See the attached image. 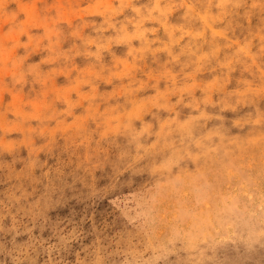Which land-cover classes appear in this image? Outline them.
I'll return each instance as SVG.
<instances>
[{"label":"clouds","instance_id":"9594fccd","mask_svg":"<svg viewBox=\"0 0 264 264\" xmlns=\"http://www.w3.org/2000/svg\"><path fill=\"white\" fill-rule=\"evenodd\" d=\"M124 193L172 215H49ZM238 221L264 241V0H0V264H211Z\"/></svg>","mask_w":264,"mask_h":264},{"label":"rangeland","instance_id":"374dc122","mask_svg":"<svg viewBox=\"0 0 264 264\" xmlns=\"http://www.w3.org/2000/svg\"><path fill=\"white\" fill-rule=\"evenodd\" d=\"M117 51L121 52L122 49H117ZM39 59L40 56L37 55L33 56L31 61L37 62ZM57 82L62 84L64 80L60 78ZM226 115L231 114L228 113ZM13 135L18 136V134ZM41 142L42 141L39 139L37 140L38 144ZM20 155L27 157V150H22ZM4 159L10 161L12 157L5 155ZM55 163L56 161L54 158L45 153H41L37 160V174L40 175L46 169L54 167ZM22 166L23 165L19 162L16 164L17 169ZM172 212L173 209L171 207L154 208L150 204L139 200L134 194L124 193L112 196L102 203H97L91 207L87 204L71 201L67 206L57 207L50 211L49 215L54 219L74 217L79 220L81 217L87 219L94 213L97 220L106 219L117 225L122 223L134 228H146L163 223L172 215ZM184 219V215L180 214L175 222L182 223ZM10 223V218L5 220L6 225ZM87 226L86 224L85 227ZM234 231L236 235L231 239L216 244L214 250L209 251V255L213 256L211 264H264V241L249 248L240 238V235L244 232L243 223L241 221L237 222ZM47 235L48 233L46 232L45 236ZM24 238L26 237L18 239Z\"/></svg>","mask_w":264,"mask_h":264}]
</instances>
